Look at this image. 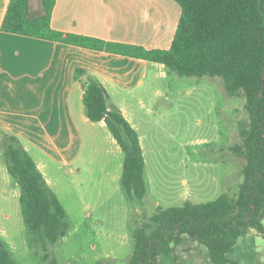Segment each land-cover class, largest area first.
I'll use <instances>...</instances> for the list:
<instances>
[{"label":"trees","instance_id":"1","mask_svg":"<svg viewBox=\"0 0 264 264\" xmlns=\"http://www.w3.org/2000/svg\"><path fill=\"white\" fill-rule=\"evenodd\" d=\"M40 1L43 14L30 18L29 0H10L1 31L161 64L178 77H218L228 97L243 95L248 124L240 130L234 152L246 163L236 197L222 194L208 203L155 208L147 224L133 230V251L126 263L174 264L171 244H181L186 236L207 250L211 264H240L231 256L236 239L250 229L264 238V0H173L180 16L167 50L54 31L50 18L55 0ZM82 73L76 71L75 77ZM82 103L87 119L104 121L122 150L121 189L142 207L147 184L137 132L109 105L96 80L84 84ZM1 150L6 171L20 191L28 246L40 244L47 253L71 228L66 212L16 138L4 136ZM0 264H15L1 240ZM47 264L57 262L49 259Z\"/></svg>","mask_w":264,"mask_h":264},{"label":"rangeland","instance_id":"2","mask_svg":"<svg viewBox=\"0 0 264 264\" xmlns=\"http://www.w3.org/2000/svg\"><path fill=\"white\" fill-rule=\"evenodd\" d=\"M171 74L165 95L139 100L144 107L140 135L147 184L143 206L121 189L123 155L99 133L92 140L85 137L82 160L71 165L74 172L67 168L57 174L54 189L71 228L47 253L40 244L28 246L19 199L11 194L15 182L10 178L9 184L0 185V240L15 264H47L49 259L57 264H126L133 251V230L147 224L155 208L208 203L222 194L236 197L246 163L234 152L239 132L248 124L243 95L228 97L218 77ZM136 101L124 100V106H139ZM225 177L229 186L220 183ZM261 224L264 228V218ZM183 240L171 244L174 264H210L202 245L207 262L196 250L188 256L195 242ZM231 256L264 264V238L248 231L236 239Z\"/></svg>","mask_w":264,"mask_h":264},{"label":"crops","instance_id":"3","mask_svg":"<svg viewBox=\"0 0 264 264\" xmlns=\"http://www.w3.org/2000/svg\"><path fill=\"white\" fill-rule=\"evenodd\" d=\"M9 1L0 0V185L10 182L2 159L4 136L17 139L57 199V174L67 168L68 173L74 172L71 165L81 162L85 137L92 140L99 133L117 155H123L104 121L92 123L85 115L82 95L90 78L102 85L109 105L117 108L137 132L143 155L140 130L144 107L139 100L165 95L164 84L173 79L172 72L164 65L137 58L4 33L1 25ZM35 3L29 0L30 18L43 14L41 1ZM179 16L180 8L173 0H55L50 26L63 34L167 50ZM78 70L83 73L76 78ZM129 99L140 105L126 108L124 100ZM76 172L81 174V168ZM16 186L13 184L11 194L19 199ZM191 249L188 256L196 250L208 261L199 244L195 242ZM246 249L257 253L249 245ZM237 259L240 264L244 260L257 264L251 259Z\"/></svg>","mask_w":264,"mask_h":264}]
</instances>
